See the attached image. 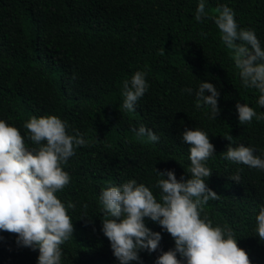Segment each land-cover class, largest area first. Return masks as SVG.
I'll use <instances>...</instances> for the list:
<instances>
[{
	"label": "trees",
	"instance_id": "trees-1",
	"mask_svg": "<svg viewBox=\"0 0 264 264\" xmlns=\"http://www.w3.org/2000/svg\"><path fill=\"white\" fill-rule=\"evenodd\" d=\"M199 2L0 0V120L17 127L28 147L23 124L32 116L56 115L69 134L86 140L63 165L71 181L56 193L75 205L68 210L74 232L61 245V264H119L102 232L101 190L134 179L159 200L155 168L190 178L188 145L181 142L185 128L208 133L215 146L206 183L219 199L203 205L202 218L231 230L251 264H264V241L254 232L264 205V171L221 155L230 135L232 146L252 147L264 158V120L241 125L235 105L248 104L258 115L264 108L258 91L243 86L212 19L217 9L231 8L238 26L254 31L264 48V0H204L203 22L195 19ZM136 71L146 73L149 88L128 112L121 108L123 83ZM203 81L220 93L217 119H210V107H196L194 92H182ZM140 125L158 142L137 137L133 129ZM237 173L240 183L229 179ZM145 225L161 234L159 248L140 251L131 264H155L175 247L159 224L145 218ZM16 241V234L0 231V264H37L38 249Z\"/></svg>",
	"mask_w": 264,
	"mask_h": 264
},
{
	"label": "clouds",
	"instance_id": "clouds-1",
	"mask_svg": "<svg viewBox=\"0 0 264 264\" xmlns=\"http://www.w3.org/2000/svg\"><path fill=\"white\" fill-rule=\"evenodd\" d=\"M217 12L212 19L222 43L233 53L241 82L245 88L258 91L257 104L264 108V48L254 31L238 26L231 8L223 6ZM207 18L205 2L200 0L195 19L203 22ZM148 88L146 73L136 71L123 83L121 108L135 111L137 101ZM182 92H194L196 107L208 106L210 119L218 118L220 93L212 83L203 81L195 91L185 88ZM235 107L241 125L250 124L253 118L264 120V114L258 115L248 104L237 102ZM23 128L33 147L26 145L17 127L0 120V231L16 234L19 245L38 249L37 264H61V245L74 232L68 210L75 205H65L56 193L71 181L63 165L76 154L77 147L86 145V140L79 132L69 134L67 123L56 115L32 116ZM133 131L150 142L159 140L144 125ZM225 138L230 141L221 153L225 160L264 171V158L256 155L254 148L243 144L234 147L231 136ZM181 142L188 145L190 166L186 173L190 178L182 176L178 180L174 170L155 168L160 177L154 185L159 190V200L149 187L134 179L101 190L102 232L113 255L119 264H131L140 260V251L151 253L159 248L161 234L145 225L148 218L175 242L174 249L162 252L155 264H251L231 230L213 227L206 216H201L203 205L219 199L206 183L212 174L207 161L215 154L209 134L199 128H185ZM229 179L241 181L238 173ZM255 222V236L264 241V205L259 207Z\"/></svg>",
	"mask_w": 264,
	"mask_h": 264
}]
</instances>
